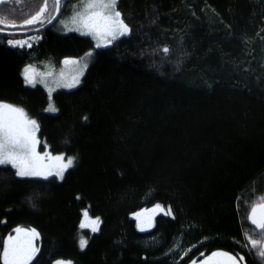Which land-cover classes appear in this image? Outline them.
I'll return each mask as SVG.
<instances>
[{
    "label": "trees",
    "instance_id": "16d2710c",
    "mask_svg": "<svg viewBox=\"0 0 264 264\" xmlns=\"http://www.w3.org/2000/svg\"><path fill=\"white\" fill-rule=\"evenodd\" d=\"M77 1L31 47L8 41L27 38L14 31L41 8L47 24L54 4L0 5L15 25L0 24V103L36 121L40 147L74 158L62 179L0 165V264L16 229L38 234L29 264H192L215 253L260 264L244 232L264 205V0H117L128 33L105 47L58 31ZM88 53L80 84L50 98L22 77ZM156 205L164 214L139 230L136 216ZM85 209L97 232L81 229Z\"/></svg>",
    "mask_w": 264,
    "mask_h": 264
},
{
    "label": "snow or ice",
    "instance_id": "6c2138e0",
    "mask_svg": "<svg viewBox=\"0 0 264 264\" xmlns=\"http://www.w3.org/2000/svg\"><path fill=\"white\" fill-rule=\"evenodd\" d=\"M5 0H0V3H4ZM79 9L75 11V14L71 17V22L76 23L77 19L86 28H90L95 31H104L112 36V39H116V33L119 35H126L128 33V27L124 22L118 19L121 16L119 11H115V17L117 20L113 21L110 15H105V10L114 9L117 4V0H78ZM77 6L74 5V8ZM45 11L41 8L35 16L30 19H26L24 24H33L40 19L41 14ZM49 23L51 21H48ZM0 24L6 25V19L0 18ZM118 25V27L116 26ZM15 26V25H6ZM88 34V33H83ZM110 42V41H109ZM8 44L12 47H23L24 42L20 40H9ZM101 45H97L100 47ZM31 47V45H29ZM164 52H168L165 48ZM90 56L91 53L86 54ZM69 61H65L68 63ZM87 65H85V68ZM31 66L26 67L23 70V76L27 83L35 84L34 77L30 75ZM83 74V73H81ZM79 83L76 79L74 83L66 85L69 88L75 87ZM47 111H56L53 105H49ZM9 114H15L10 116ZM24 112L22 109L13 107L12 105L0 103V165H11L12 168L16 169V176L28 177V176H39L43 175L39 171L38 165L35 161L39 160V157L35 154L36 139L34 133L28 128V125L35 126L36 121L24 119ZM86 119V118H85ZM57 160H62L63 156L56 157ZM74 164V158L68 157L67 162L61 165V171L57 173L63 178V171L71 168ZM51 173H49L50 175ZM46 178V177H45ZM264 200V197H261ZM262 211L264 213V205L252 208V215L249 217L251 223L254 224L258 229L264 230V214L257 218V212ZM83 221L80 224L81 229L91 228L92 232H97L99 225V218H89L88 210L85 209L83 212ZM19 232L20 229H17ZM32 235H38L33 230ZM9 241H12V237H9ZM253 247L259 244L257 240H251ZM80 248L84 249L87 245L86 239H81L79 242ZM38 249L31 247L29 241L28 246L18 245L15 243L6 245L3 250V262L4 264H27L28 261L32 260ZM227 255V254H223ZM261 257H264V248L260 250ZM228 259L236 264L235 259L229 256ZM243 260V257H240ZM57 264H64V261H57ZM71 264V262H68Z\"/></svg>",
    "mask_w": 264,
    "mask_h": 264
},
{
    "label": "rangeland",
    "instance_id": "374dc122",
    "mask_svg": "<svg viewBox=\"0 0 264 264\" xmlns=\"http://www.w3.org/2000/svg\"><path fill=\"white\" fill-rule=\"evenodd\" d=\"M74 5L77 7L74 8ZM78 9H79L78 1L74 2L70 5V7L68 9L69 13L65 16V18H62L58 22L57 29L60 33L76 32L80 35L90 37L93 40L95 47H97L98 44L101 45L100 47H105V46L109 45L113 40H115V39H112L111 35L107 34L106 32H104L102 30L101 31H95V30H92L90 28L84 27V25L79 21V19H77L76 23H72L71 17L75 14V11ZM115 11H116L115 8L105 10V15H110L112 17V20L115 21V20H117V18L115 17ZM54 13H55V11H54ZM53 16H54V14H53ZM118 19L122 20L121 17H119ZM116 26L118 27V25H116ZM83 33H88V34H83ZM116 35H117V38L124 36V35H119V32H117ZM34 37H35V35L29 36L27 34V38L17 39V40L24 42V45H29V40L31 38H34ZM89 59H90V56H87V55H85L79 59H66L60 65V67H57V69L50 70L47 72L40 71L37 68H35L34 66H31L32 70L30 72V75L34 77V81H35L34 86L35 85L41 86L46 91L49 98L51 97L52 93L55 92L56 90H72L80 84L81 78H82V76L85 72V69H86L85 65L88 64ZM65 61H69V62L65 63ZM26 67H28V66H26ZM23 70H22V73H23ZM81 73H83V74H81ZM22 77L24 79L23 74H22ZM76 79L79 80V83L76 84L75 87L69 88L66 86L70 83H74ZM24 81H25V79H24ZM26 84L33 86V84H30L27 82H26ZM4 104H6V103H4ZM13 107H15V106H13ZM16 108H18V107H16ZM19 109H21V108H19ZM9 115L12 116L15 114H9ZM24 119L33 120V119L29 118L26 114L24 116ZM28 128L34 133V136L36 139L35 154L39 157V160L35 161V163L38 165V169L40 172L43 173V175L28 176L27 178H43V179H46V178L51 177V176L61 178L59 175H57V173L61 171V165L67 162V158L61 154L50 153L47 146L40 147V142H39V139L37 136V125H35V126L28 125ZM58 156H63V159L57 160L56 157H58ZM8 166H11V165H8ZM13 169L16 173V169L15 168H13ZM66 170L63 171V174ZM49 173H51V174L49 175ZM163 209L164 208L161 205H156L150 209L144 210V213L136 216L138 229L142 230V231L149 230L153 225V219L152 218L156 214H158L160 212L162 213ZM140 212H138V213H140ZM260 213H261V215L264 214V213H262V211ZM162 214H164V213H162ZM83 219H84V217H82L81 222L83 221ZM81 222H80V224H81ZM98 225H99V221H98ZM82 230H87L90 233H93L91 231L90 227L89 228H83ZM32 232L33 231H31V230H23V229H20V231L18 232L16 229L13 232V234L9 236V237H12V241H9V237H8L5 241V246L12 244V243H15V244L23 245V246L27 247L28 243L30 241L31 247L38 249L39 248L38 243H37V241L39 240L38 236L37 235L33 236ZM81 239H83L82 235H81ZM244 240H245L247 251L250 253L252 252V254H256L259 258H261V261H262L264 259V257H261L260 250L262 248H264V230H263V232H258L254 228L253 232H251V230L247 229L244 232ZM251 240H257V241H259V244L256 247H253L251 244ZM36 253H35V255H36ZM30 261H28L27 264H29ZM222 261L224 264H231V261H229L227 259V257H225L222 254L221 255L220 254L214 255L210 259L208 258V260L206 258L204 260L203 264H220V262H222ZM2 262H3V251H2ZM53 264H57V261H55ZM64 264H68V262L64 261ZM192 264H199V263H192Z\"/></svg>",
    "mask_w": 264,
    "mask_h": 264
},
{
    "label": "flooded vegetation",
    "instance_id": "af4514ba",
    "mask_svg": "<svg viewBox=\"0 0 264 264\" xmlns=\"http://www.w3.org/2000/svg\"><path fill=\"white\" fill-rule=\"evenodd\" d=\"M11 2V0H8V2L7 3H0V5L1 4H9ZM54 4V3H53ZM54 7H55V4H54ZM57 19H58V17H57ZM56 19V20H57ZM45 23V20L44 19H39V20H37L36 21V23H38L39 25L37 26V27H33V28H30V27H25L26 25H28V24H24V25H22L20 28V30H17V31H14V33L15 32H30L29 34H31V36L34 34V32H36V31H38L40 28H42L43 26L42 25H40V24H42V23ZM55 22V21H54ZM261 216V213H258L257 214V218H259ZM257 231L258 232H263V230H261V229H258L257 228ZM257 255L256 254H253V257L255 258V259H257L258 261H259V263L260 264H264V259L261 261V258H259L258 256L256 257ZM227 259H228V257H227ZM229 260V259H228ZM230 261V260H229ZM236 262V261H235ZM220 264H224L223 263V261L222 262H220ZM231 264H233V262L231 261ZM236 264H237V262H236Z\"/></svg>",
    "mask_w": 264,
    "mask_h": 264
},
{
    "label": "water",
    "instance_id": "95a60500",
    "mask_svg": "<svg viewBox=\"0 0 264 264\" xmlns=\"http://www.w3.org/2000/svg\"><path fill=\"white\" fill-rule=\"evenodd\" d=\"M50 1L55 4V13H54L53 18L50 20L51 22L49 24L53 23L57 19L58 15H59V12H60V9H61V4L69 3V2H72V1H75V0H50ZM7 2H8V0H5L4 3H7ZM41 25H44V23H42ZM36 26H38V23H33V24H30V25H26L25 27H30L31 28V27H36ZM22 33H24V32H22ZM29 33L30 32H25V34H29Z\"/></svg>",
    "mask_w": 264,
    "mask_h": 264
}]
</instances>
